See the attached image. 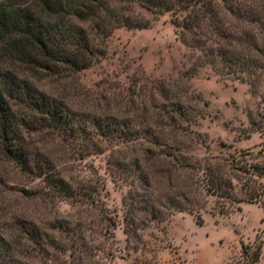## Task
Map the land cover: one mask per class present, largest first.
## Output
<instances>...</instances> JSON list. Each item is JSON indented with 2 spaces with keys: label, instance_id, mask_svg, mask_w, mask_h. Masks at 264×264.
Masks as SVG:
<instances>
[{
  "label": "rangeland",
  "instance_id": "374dc122",
  "mask_svg": "<svg viewBox=\"0 0 264 264\" xmlns=\"http://www.w3.org/2000/svg\"><path fill=\"white\" fill-rule=\"evenodd\" d=\"M74 2L101 8L98 19L77 22L100 61L60 81H32L64 102L86 133L24 132L36 157L31 170L0 152V264H245L242 245L259 244L254 264H264V178L228 166L241 157L247 168L264 167L260 61L254 69L216 62L205 46L195 66L196 50L181 43L171 13L132 0ZM212 6L214 25L243 26L264 42V31L248 19L251 10L264 15V0ZM124 17L138 25H125ZM59 24L56 33L72 29ZM164 93L186 115L171 101L160 111ZM210 165L232 181V199L202 184ZM190 188L193 203L183 206L192 211L171 206ZM132 203L136 213L126 220Z\"/></svg>",
  "mask_w": 264,
  "mask_h": 264
},
{
  "label": "trees",
  "instance_id": "16d2710c",
  "mask_svg": "<svg viewBox=\"0 0 264 264\" xmlns=\"http://www.w3.org/2000/svg\"><path fill=\"white\" fill-rule=\"evenodd\" d=\"M132 1L156 14H172V23L177 28L181 43L196 50L195 66L201 65L202 55L197 52L202 49L200 47L207 46L205 55H210L216 62L219 59L225 64L232 63L235 67L240 65L254 69L256 66H251V63L258 60L264 68V42L255 40L243 26L224 24L221 19H216L219 22L215 21L217 25H214L211 18L215 13L212 6L214 0ZM29 2H37L35 10L29 7ZM100 10L101 8L88 6L84 2L75 4L74 0H0V152L23 170H31L32 161L36 158L24 142V132L53 130L64 134L69 132L71 136H76L73 135L75 133L83 136L86 133L80 126V120L79 125L75 126V116L64 102L52 97L49 92L40 90L33 84L32 78L39 75L43 76L41 78L60 81L66 74L85 71L99 62L100 57L93 40L77 22L98 19ZM234 16L242 19V11L237 8ZM123 19L125 25L130 27L138 25L129 22L126 17ZM248 19L249 22L256 20L259 28L264 31L263 14H256L251 10ZM115 20L120 21L121 16H115ZM59 23H68L72 29L67 27L56 33V25ZM109 24L102 26L101 30L106 31ZM214 43L218 45L214 47ZM26 71L31 75H25ZM168 101H171L170 106L175 112L186 115V108L177 105L167 93L163 94V108L160 111L170 109ZM149 125L150 129L154 127L150 123ZM94 126L99 127L96 123ZM109 131L107 129L108 134ZM241 159L235 157L228 166L242 173H247L250 169L252 175L264 178L263 166L256 163L247 168ZM208 168L210 173L202 181L207 191L218 197L232 199V181L225 177L221 169H213L211 165ZM168 169L171 176L173 171ZM180 196L181 200H171V206L192 211V207L183 206V203H193L192 189L181 192ZM146 203L149 208V202ZM128 207L124 216L126 220L132 219L136 213L133 203ZM150 211L155 216L162 213L154 205ZM242 249L244 258L249 260L245 264L258 262L262 252L261 244L253 250L242 245Z\"/></svg>",
  "mask_w": 264,
  "mask_h": 264
}]
</instances>
